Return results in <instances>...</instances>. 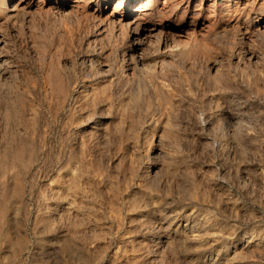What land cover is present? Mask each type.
<instances>
[{"label": "rangeland", "instance_id": "obj_1", "mask_svg": "<svg viewBox=\"0 0 264 264\" xmlns=\"http://www.w3.org/2000/svg\"><path fill=\"white\" fill-rule=\"evenodd\" d=\"M23 1L0 0V264H264V0Z\"/></svg>", "mask_w": 264, "mask_h": 264}, {"label": "bare ground", "instance_id": "obj_2", "mask_svg": "<svg viewBox=\"0 0 264 264\" xmlns=\"http://www.w3.org/2000/svg\"><path fill=\"white\" fill-rule=\"evenodd\" d=\"M63 1V3L64 4H67V5H69V3L70 2H73L74 0H62ZM166 1L167 0H164V3H166ZM225 1V0H224ZM223 1V2H224ZM227 1V0H226ZM241 1V0H240ZM243 1V0H242ZM260 1L261 0H246L244 3L245 4H247V3H249V4H252V5H263L262 3H260ZM25 2V0L23 1V2H21L22 4ZM262 2V1H261ZM225 3H227V2H225ZM240 2H237V1H235L233 4H239ZM72 4V6H73V4L74 3H71ZM70 4V5H71ZM116 4V3H115ZM160 3H159V0H139V2H138V5H137V7L135 8V9H133V10H130L129 9V0H117V4H116V11L118 12L120 9H121V12L122 13H124L123 15H125L126 13H135V18L137 19V21H138V19H142V18H144L145 17V15H146V10H148V9H150L151 10V8L154 6L157 10H159L160 8H162V7H160V6H162V4L161 5H159ZM181 4V3H180ZM76 5V4H75ZM14 6V5H13ZM170 6V5H169ZM168 6V7H169ZM173 6V5H172ZM176 7H178V6H176ZM14 8V7H13ZM154 8V9H155ZM163 8H164V6H163ZM175 9V8H174ZM149 10V11H150ZM188 10V9H187ZM152 11H153V9H152ZM170 12V11H169ZM147 13H149V12H147ZM212 13V12H211ZM234 13V12H233ZM152 14V13H151ZM121 15V14H120ZM227 15H230L229 14V12L227 13ZM168 16V15H167ZM146 18H148V17H146ZM135 19V20H136ZM143 20V19H142ZM136 22V21H135ZM140 22V21H139ZM229 26V25H228ZM146 26H144V28H145ZM150 28V27H149ZM148 28V29H149ZM154 28V27H153ZM256 29V28H255ZM153 31V30H152ZM246 31V30H245ZM263 32V31H262ZM157 33V32H156ZM177 34V33H176ZM147 38V37H146ZM148 39V38H147ZM136 40H138V39H136ZM188 41V40H187ZM0 42H2V40L0 39ZM155 43V42H154ZM184 43V42H183ZM153 44V43H152ZM177 45V44H176ZM147 46V45H146ZM151 50V49H150ZM140 53V52H139ZM141 54V53H140ZM255 56V55H254ZM142 61V60H141ZM146 61V60H145ZM171 61H173V60H171ZM129 63V62H128ZM149 66V65H148ZM148 66L146 67V65L144 64V62H143V67L144 68H148ZM170 66V65H169ZM133 67V66H132ZM151 68V67H150ZM161 68V67H160ZM211 69V68H210ZM105 72V71H104ZM54 110V109H53ZM41 123V122H40ZM26 158V157H25ZM11 163V162H10ZM21 167V166H20ZM88 168V167H87ZM12 181H13V179H12ZM10 193V192H9ZM71 197V196H70ZM70 206V205H69ZM4 207V206H3ZM66 207V206H65ZM68 208V207H67ZM75 208V207H74ZM98 208V207H97ZM73 209V208H72ZM76 209V208H75ZM70 212H71V210L70 209H68ZM77 211V210H76ZM72 212H73V210H72ZM73 214V213H72ZM197 222V221H196ZM199 226V225H198ZM211 227V226H210ZM135 230V229H134ZM209 231V230H208ZM201 232V231H200ZM195 239V238H194ZM79 253V252H78Z\"/></svg>", "mask_w": 264, "mask_h": 264}]
</instances>
